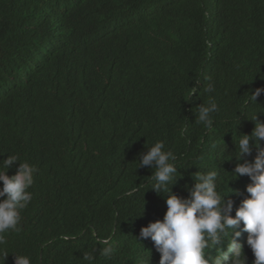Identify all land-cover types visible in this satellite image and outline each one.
<instances>
[{
	"label": "trees",
	"instance_id": "1",
	"mask_svg": "<svg viewBox=\"0 0 264 264\" xmlns=\"http://www.w3.org/2000/svg\"><path fill=\"white\" fill-rule=\"evenodd\" d=\"M261 87L264 0H0V170L7 155L37 169L0 264L14 254L89 264L85 252L92 264H159L154 243L139 239L167 210V194L150 189L154 169L138 168L157 141L177 156L174 194L189 199L194 174L216 170L234 216L251 183L231 174L236 142L254 116L264 122V93L248 96ZM209 99L219 109L211 130L196 122ZM109 236L114 252L103 257L97 239Z\"/></svg>",
	"mask_w": 264,
	"mask_h": 264
},
{
	"label": "clouds",
	"instance_id": "2",
	"mask_svg": "<svg viewBox=\"0 0 264 264\" xmlns=\"http://www.w3.org/2000/svg\"><path fill=\"white\" fill-rule=\"evenodd\" d=\"M208 80L204 91L211 93L214 91V84L210 78ZM190 89L189 97L197 92L194 86ZM262 93L264 87L256 88L248 93L249 100L255 102ZM218 110L215 100L209 99L207 103L197 107L196 122L211 130L213 114ZM252 120L255 126L251 134L239 135L236 142L238 151L236 149L237 154L234 157L237 163L231 174L234 179L246 175L251 183L246 187L249 195L236 208L234 216L231 215L233 201L225 200V195L222 196L218 191L216 170L196 172L190 198L185 199L174 194L172 187H169L182 174L177 170V156L172 151L164 150V142H155L142 154L138 168L151 166L154 169L150 177V189L158 194H167V210L163 219L149 223L139 232V239L150 238L154 243L160 254L159 264H246L244 243H247L255 257L253 264H264V148L260 145V141L264 140V122L255 116ZM186 131L183 128L181 135ZM250 141H253L251 145ZM253 147L258 150L254 159H244L246 155H251ZM2 161L4 170H0V256H3L5 262L9 254L2 247L6 243L5 234L9 231H20V213L33 198L29 189L34 184L37 169L27 161L21 162L17 155H7ZM17 162L19 163L15 174L9 176L8 170ZM243 232L247 233V237ZM222 238L226 240V245L217 248L216 256L209 255L211 249L221 245ZM111 240V236L97 239V243L104 245L99 249L101 256L108 257L113 254ZM14 256V264H31L28 256ZM83 259L92 264L95 257L85 252Z\"/></svg>",
	"mask_w": 264,
	"mask_h": 264
}]
</instances>
